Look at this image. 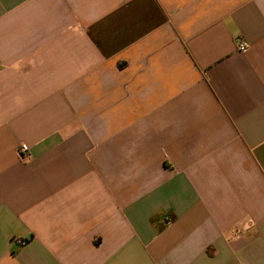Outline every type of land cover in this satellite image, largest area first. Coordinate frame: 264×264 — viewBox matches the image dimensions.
Segmentation results:
<instances>
[{
  "label": "crops",
  "instance_id": "crops-1",
  "mask_svg": "<svg viewBox=\"0 0 264 264\" xmlns=\"http://www.w3.org/2000/svg\"><path fill=\"white\" fill-rule=\"evenodd\" d=\"M0 264H264V0H0Z\"/></svg>",
  "mask_w": 264,
  "mask_h": 264
},
{
  "label": "built area",
  "instance_id": "built-area-1",
  "mask_svg": "<svg viewBox=\"0 0 264 264\" xmlns=\"http://www.w3.org/2000/svg\"><path fill=\"white\" fill-rule=\"evenodd\" d=\"M248 45L246 42L244 41H240L237 44V48L239 51L243 52L247 49ZM17 154L18 157L20 158V160L22 161H28L30 159V152H29V148L26 144H20V146L18 147L17 150Z\"/></svg>",
  "mask_w": 264,
  "mask_h": 264
}]
</instances>
